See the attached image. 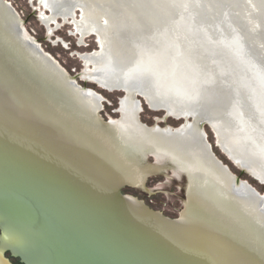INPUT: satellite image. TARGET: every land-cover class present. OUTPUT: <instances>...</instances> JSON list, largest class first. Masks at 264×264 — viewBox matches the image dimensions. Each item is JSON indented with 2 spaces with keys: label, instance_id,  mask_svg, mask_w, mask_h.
<instances>
[{
  "label": "bare ground",
  "instance_id": "6f19581e",
  "mask_svg": "<svg viewBox=\"0 0 264 264\" xmlns=\"http://www.w3.org/2000/svg\"><path fill=\"white\" fill-rule=\"evenodd\" d=\"M39 2L47 9V12L42 11V19L50 30L61 26L59 21L63 20L75 23L80 40L89 33L98 35L101 50L85 54L83 58L98 63L99 68L90 74L91 78L111 89H125L122 91L127 93L124 106L138 97L136 91L149 89L147 95L154 108L164 106L166 115H171L168 112L171 111L186 118L193 117V121L190 119L184 124L182 132L188 134L195 145L201 144L196 143L195 137H203L200 132L202 123L218 120L222 135L227 133L234 137L231 144L221 140L224 150L247 168H250L251 161L257 163L258 175L264 179V136L260 133H264V0ZM78 8L82 10L80 19ZM191 15L193 21H190ZM229 16L234 21L230 22ZM8 28L33 58L31 53H35L34 50L22 42L16 27L12 28L8 23ZM194 28L207 35V43L200 40V33ZM239 40L247 48L250 44L255 46L262 59H235L231 50L228 51L232 46L229 43ZM215 54L221 59H216ZM0 69V118L21 137H25L28 127L31 128L30 146L36 153L41 152V162L45 158L64 170L91 172L117 192L120 184L139 181L138 170L126 160L124 151L113 139L95 133L86 118L71 113L69 109L66 108V113L59 112L46 100H38L33 93L19 91L17 81L12 80L4 67ZM119 69L121 71L117 72ZM106 70L111 71L109 75ZM87 93L95 95L91 90ZM159 129L164 130L157 125L153 130ZM154 138L165 150L173 148L180 158L187 157L188 152L183 149L185 144L176 143L178 137L170 138L159 133L154 134ZM2 149L5 150V146L0 142V198L14 193L16 201L25 203L26 198L21 197L26 196L21 190H8L21 175L10 171L6 163L12 161L5 158ZM201 150L206 153L203 152L206 165L198 166L192 159L180 162L173 158L175 164L188 170L189 176L195 180L189 188L186 209L179 219H170L140 201L125 198L215 264H264V245L250 229L262 230L243 214H232L229 208L225 209L213 188L204 185V181L198 182V173L195 176L189 171L188 166L195 165L197 172H203L206 167L207 171L212 168L218 174L225 173L221 166L210 164L208 151ZM233 183L242 184L237 179ZM250 190L254 192L250 197L261 199L254 189ZM240 200L248 208L256 205L252 201L253 204ZM261 209H264L263 203ZM0 218L13 250L22 253L28 264H49L46 261L48 254L44 253L36 234H32L26 222L1 203Z\"/></svg>",
  "mask_w": 264,
  "mask_h": 264
},
{
  "label": "rangeland",
  "instance_id": "374dc122",
  "mask_svg": "<svg viewBox=\"0 0 264 264\" xmlns=\"http://www.w3.org/2000/svg\"><path fill=\"white\" fill-rule=\"evenodd\" d=\"M8 4L14 8L16 14ZM42 11L47 12L39 0H0V36L3 38V41L0 38V61L12 80L17 81L18 90L33 93L38 100H46L59 112L66 113L68 112L66 108L69 109L71 113L86 118L90 122L88 123L90 129L95 133L104 134L109 139H113L116 145L124 151L126 160L138 170L140 176L139 181L126 184L121 189V193L142 202L150 210L159 212L170 219H179L182 212L185 211L188 204L189 188L195 181L189 176L188 170H184L175 164L173 158L177 161L180 160V162L192 159L193 163L198 164V166L206 165L203 161L206 158L203 157L205 152L200 150L201 148L205 149L211 158L210 164L213 162L219 167L221 166L220 169L224 172L227 171L229 177H225L228 178L229 183L223 179L224 176L216 173L212 168L207 171L205 167L206 170L203 172H197L195 165L191 167L187 165L189 171L194 172L195 176L198 173V182L204 181V185L213 188V192L217 193L218 200L224 203L225 209L229 208L232 214H243L245 219L251 220L264 233V209H261V203L264 207V201L261 200L263 198L250 197L251 193L254 195V192L250 190L253 188L264 194V184L259 181L263 182L264 179L258 175L257 163L251 161L250 168H247L235 161L224 150L221 140L224 139L225 142L231 144L234 141L233 135L226 133L223 136L218 129V125H220L218 120L214 123L208 121L211 127L206 126V132L216 154L213 156L209 143L205 139L204 129L201 128L200 131L204 138L195 137L196 143L201 142V146L193 144L190 136L182 132L184 124L178 125L179 123L171 118L166 120V116L158 111L166 107L154 108L151 105L147 95L149 89L136 91L142 96L132 99L133 101L128 106H124L123 101L127 93L122 91L125 89L123 87L111 89L93 77L91 78L90 74L99 68L98 63L85 61L83 58L85 54H94L101 50L98 35L89 33L80 40L75 23H65L63 20L59 21L61 26L55 27L53 25L55 30H50L44 24ZM81 11L78 8V19L82 16ZM8 23L12 28L16 27L22 42L28 43L32 47L31 49L35 53H31V55L34 59L12 36ZM119 71L121 69L117 70V72ZM106 72L109 75L111 71L106 70ZM90 90L95 95H88L87 92ZM168 112L174 117L181 116L171 111ZM162 120L164 121L160 122ZM155 125H160L164 130H153ZM159 133L170 138L178 137L176 143L178 145L180 142L185 144L186 147L182 146L184 151L188 152L187 157L180 158L175 154L173 148H170L172 150H165L154 138V134ZM260 133L264 136V133ZM186 141L190 142L191 145L186 144L188 143ZM219 160L223 161L224 164ZM225 164L229 166L233 174L224 166ZM241 169L248 170L259 180L250 173L242 174ZM234 174L241 177L242 184L233 183L236 179ZM10 188L9 190L15 192L16 189ZM4 198L8 202L9 200L15 201L17 197L14 193H8ZM239 198L247 202L250 201L251 204L254 202L256 205L248 208ZM26 203L28 210L30 209L28 208L30 202ZM13 209L12 206V211ZM255 225L252 224V226ZM250 231L256 234L264 245L263 233L256 232L253 228ZM55 252L57 264H61V262L68 264L57 250Z\"/></svg>",
  "mask_w": 264,
  "mask_h": 264
},
{
  "label": "water",
  "instance_id": "95a60500",
  "mask_svg": "<svg viewBox=\"0 0 264 264\" xmlns=\"http://www.w3.org/2000/svg\"><path fill=\"white\" fill-rule=\"evenodd\" d=\"M10 7L16 14L14 8ZM228 18L230 22L234 21L230 16ZM193 19L191 15L190 21ZM194 29L200 33V40L205 42L207 35ZM229 44L232 46H229L228 51L231 50L235 59H262L252 44L248 48L242 40ZM215 57L221 59L218 54ZM2 65L0 61V68ZM158 111L166 116V120L171 118L178 125L188 124L190 119L193 121L191 115L177 119L166 115V108ZM0 121V142L5 146V150H2L7 156L5 158L12 161L6 164L14 174L21 175L17 183L10 187L22 189L27 198L26 202H30L31 207L27 210L26 202H7L6 198H0V203L7 205L18 219L26 222L29 231L36 234L44 253L48 254L46 261L49 264H57L56 250L68 264H215L125 198L128 196L123 195L121 189L129 183L120 184L117 192L91 172L64 170L45 158L41 162V152L36 153L30 146V127L24 132L25 137H21L2 118ZM206 126L211 127V124L205 120L202 123L205 139L215 156ZM229 159L232 160L230 157ZM224 166L230 170L228 165ZM230 172L232 173L231 170ZM241 172L250 173L246 169H241ZM250 174L259 180L254 174ZM235 177L238 183L242 180L240 176ZM253 189L264 199V194L256 188Z\"/></svg>",
  "mask_w": 264,
  "mask_h": 264
},
{
  "label": "flooded vegetation",
  "instance_id": "af4514ba",
  "mask_svg": "<svg viewBox=\"0 0 264 264\" xmlns=\"http://www.w3.org/2000/svg\"><path fill=\"white\" fill-rule=\"evenodd\" d=\"M228 175L229 174L227 173V171H225L224 175L222 176L229 177ZM224 177L223 179H225L227 183H229L228 178L226 177L224 178ZM240 182H242V180ZM0 264H28L26 258L23 256L22 253L17 252L13 250L12 247H10V242H8L7 237L5 236L4 221L1 218H0Z\"/></svg>",
  "mask_w": 264,
  "mask_h": 264
}]
</instances>
